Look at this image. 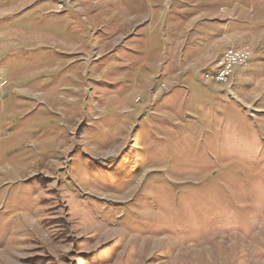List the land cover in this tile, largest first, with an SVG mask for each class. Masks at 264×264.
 <instances>
[{
    "label": "rangeland",
    "instance_id": "obj_1",
    "mask_svg": "<svg viewBox=\"0 0 264 264\" xmlns=\"http://www.w3.org/2000/svg\"><path fill=\"white\" fill-rule=\"evenodd\" d=\"M0 75V264H264V0H0Z\"/></svg>",
    "mask_w": 264,
    "mask_h": 264
},
{
    "label": "built area",
    "instance_id": "obj_2",
    "mask_svg": "<svg viewBox=\"0 0 264 264\" xmlns=\"http://www.w3.org/2000/svg\"><path fill=\"white\" fill-rule=\"evenodd\" d=\"M249 48L228 49L217 61L216 69L205 73V79L230 87L236 66H247L251 57ZM8 86V82L0 75V92Z\"/></svg>",
    "mask_w": 264,
    "mask_h": 264
},
{
    "label": "crops",
    "instance_id": "obj_3",
    "mask_svg": "<svg viewBox=\"0 0 264 264\" xmlns=\"http://www.w3.org/2000/svg\"><path fill=\"white\" fill-rule=\"evenodd\" d=\"M239 48H241V47H239ZM3 92H4V90L0 92V95H1V99H2V100H5V99L8 98L9 96H8V94H3Z\"/></svg>",
    "mask_w": 264,
    "mask_h": 264
}]
</instances>
